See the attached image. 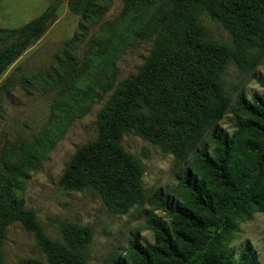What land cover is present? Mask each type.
Instances as JSON below:
<instances>
[{
  "label": "trees",
  "instance_id": "1",
  "mask_svg": "<svg viewBox=\"0 0 264 264\" xmlns=\"http://www.w3.org/2000/svg\"><path fill=\"white\" fill-rule=\"evenodd\" d=\"M112 0H68L84 18L100 16ZM154 0H124L132 9ZM155 25L154 44L133 74L117 82L97 114L96 136L78 147L59 184L67 190L95 191L109 209L126 214L148 203L166 217L151 214L146 225L152 242L139 235L113 264H260L249 245L235 255L229 245L239 224L264 212V78L263 90L242 93L231 106L233 132L220 127L228 100L226 68L253 67L254 51H264V0H166ZM62 0L15 27L0 26V76L47 31ZM220 22L231 42L211 38L203 16ZM195 151L185 173L169 191L147 193L142 160L123 146L133 132L181 160ZM0 159V264L7 227L16 221L31 230L46 259L25 258L16 264H87L93 232L77 223L63 226V242L51 239L33 209L15 197L26 156L11 163Z\"/></svg>",
  "mask_w": 264,
  "mask_h": 264
},
{
  "label": "rangeland",
  "instance_id": "2",
  "mask_svg": "<svg viewBox=\"0 0 264 264\" xmlns=\"http://www.w3.org/2000/svg\"><path fill=\"white\" fill-rule=\"evenodd\" d=\"M51 1L0 0V26L19 27L40 15ZM166 7V0H154L129 10L124 0H112L100 16L84 18L62 0L45 34L0 76V159L10 151L11 163L24 155L28 162L15 197L35 211L51 239L63 242V226L68 223L90 227L93 238L87 264H113L136 235L152 242L147 218L166 217L147 202L126 214L114 213L95 191L67 190L59 184L76 149L96 136L97 114L116 83L135 73L150 54L152 32ZM203 22L211 38L231 42L230 32L220 22L206 15ZM4 44L0 42V48ZM253 57L252 68L241 70L230 64L224 73L228 106L219 125L230 133L235 130L231 106L242 93L251 98L263 90L259 79L264 78V51H254ZM211 132L181 160L133 132L124 135L123 146L142 160L147 193L166 192ZM248 245L264 264V212L240 223L229 247L238 255ZM2 256L6 264L46 259L34 233L19 221L7 227Z\"/></svg>",
  "mask_w": 264,
  "mask_h": 264
}]
</instances>
